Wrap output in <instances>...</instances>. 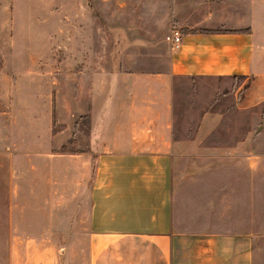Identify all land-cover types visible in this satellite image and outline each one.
<instances>
[{
  "label": "crops",
  "instance_id": "crops-1",
  "mask_svg": "<svg viewBox=\"0 0 264 264\" xmlns=\"http://www.w3.org/2000/svg\"><path fill=\"white\" fill-rule=\"evenodd\" d=\"M68 7L70 58L76 64L70 102L80 109L78 116L87 115L88 135L86 146L72 152L78 174L62 184L47 181L55 188L68 187L69 200L63 195L47 203L63 211L41 220L16 213L20 198L12 153L3 147L10 148L14 119L9 105L19 87L9 76L45 69L20 68L22 57L7 45L12 31L0 27V100L7 106L0 111V155L6 158L0 171L7 168L12 178L10 190L7 186L0 196V231H8L0 264H258L249 232L177 228L174 171L176 158L184 153L255 155L256 123H264V0H71ZM67 23L63 17L57 41ZM174 26L183 31L178 48L166 39ZM3 44L9 50L2 51ZM42 53L32 59L51 55ZM182 77L212 85L216 81L214 93L248 110L243 135L230 136L225 143L206 142L227 119L224 110L212 108L200 115L194 134L177 135L176 83ZM42 91L46 93L40 98H23L24 104L48 107V89ZM80 122L78 117L72 125L66 123L50 138L45 129L46 136L35 137L37 147L23 153L44 154L37 148L50 143V149H59L74 141ZM65 131L71 133L63 135ZM88 155L97 156L90 183ZM213 186L207 181L203 188ZM211 198L210 203L219 205V191ZM207 203L202 198L198 213L204 217ZM16 219L23 222L21 230ZM19 231L40 232L18 239Z\"/></svg>",
  "mask_w": 264,
  "mask_h": 264
},
{
  "label": "rangeland",
  "instance_id": "rangeland-1",
  "mask_svg": "<svg viewBox=\"0 0 264 264\" xmlns=\"http://www.w3.org/2000/svg\"><path fill=\"white\" fill-rule=\"evenodd\" d=\"M70 4L71 0H0V27L3 26L6 33L12 31L10 43L7 45H10L11 50L15 47V52L22 57L23 60L20 61L24 65L20 68H26L28 71L29 69L46 71L33 75L9 76L10 82L19 87L11 93L14 95V103L9 105L14 119L13 133L9 134L7 144L10 148L7 149L6 145L3 147L5 150H11L12 153L10 163L13 164L14 169L16 195L20 198L15 207L16 213L21 216L24 213L38 220L63 211V207H58L60 211L55 210L56 205L51 203H55L63 195L66 197L68 187L55 188L52 184L49 186L47 181L51 179L62 184L77 175L72 165V152L79 145L85 147L87 142V115L78 116L80 109L72 107L70 102L75 80L71 73L76 67L75 62L70 58L72 53L71 11L68 7ZM63 17L68 23L64 31L60 32L62 40L57 41L59 23ZM11 25H13L12 30H10ZM46 33L48 37H42ZM3 50L9 49L3 44ZM47 51L51 53L48 58L36 62L32 59V55L40 57L42 52ZM242 78V76L238 77V80ZM215 82L212 85L210 82L190 77H182L177 81V135L194 134L200 115L209 108L224 110L227 119L206 142L225 143L230 142V136L243 135L248 125L249 111L238 109L234 99L220 97L219 93H214L212 88L216 87ZM40 85L44 88H40ZM45 87L48 89L50 106L28 108L23 98H40L41 94L46 93L42 91ZM32 102L34 103L33 100ZM6 107V104L1 103L0 100V111H6ZM28 116L32 119H28ZM78 117L81 124L79 129H76L79 131H76L78 133L74 141H67L59 149H50L48 142L47 151L45 147L37 148L39 152L41 150L45 152L44 154L29 156L23 153L24 150L27 152L32 148L33 151L37 147L35 140L37 134L45 135V129L48 128L47 137L50 138L51 133L61 130L66 123L72 125ZM3 123H7L6 117ZM256 125L259 130L254 140L255 155L251 157L236 158L227 154L194 152L184 153L176 158L174 199L177 210L174 215L179 230L251 233L257 263L264 264V123L259 124L257 121ZM70 133L65 131L63 135ZM3 159L0 155V164L6 163V158ZM85 161L90 167L88 173L90 183L96 170L97 156H85ZM215 167H219L217 168L219 170L216 171ZM0 179H3L0 180L1 196V192L6 193L7 186L10 190L12 178L7 168H4L3 172L0 171ZM207 181L213 182L218 187L203 188ZM216 191H219V205L209 202L214 200L211 197L216 196ZM68 195L70 197V193ZM202 198L208 201L204 205L205 210L208 211L206 217L198 213ZM49 202L51 203L47 204ZM45 204L47 206H44ZM216 207L219 208L216 210ZM15 224L16 228L21 230L23 222L16 219ZM26 232L35 235L40 231H19L16 234L21 235L16 237L20 239L23 234L27 235ZM7 242L8 231H0V261L5 259Z\"/></svg>",
  "mask_w": 264,
  "mask_h": 264
},
{
  "label": "built area",
  "instance_id": "built-area-1",
  "mask_svg": "<svg viewBox=\"0 0 264 264\" xmlns=\"http://www.w3.org/2000/svg\"><path fill=\"white\" fill-rule=\"evenodd\" d=\"M166 39L171 42V45L173 47H180L183 41L182 29L178 26H174L171 31L166 35Z\"/></svg>",
  "mask_w": 264,
  "mask_h": 264
},
{
  "label": "trees",
  "instance_id": "trees-1",
  "mask_svg": "<svg viewBox=\"0 0 264 264\" xmlns=\"http://www.w3.org/2000/svg\"><path fill=\"white\" fill-rule=\"evenodd\" d=\"M238 77H241V76H236V78H238Z\"/></svg>",
  "mask_w": 264,
  "mask_h": 264
}]
</instances>
